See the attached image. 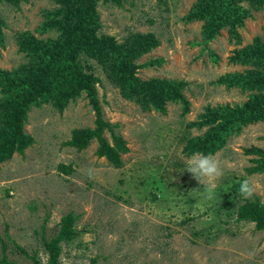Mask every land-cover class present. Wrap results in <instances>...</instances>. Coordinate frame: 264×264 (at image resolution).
<instances>
[{"label": "rangeland", "instance_id": "374dc122", "mask_svg": "<svg viewBox=\"0 0 264 264\" xmlns=\"http://www.w3.org/2000/svg\"><path fill=\"white\" fill-rule=\"evenodd\" d=\"M197 1L127 0L122 8L99 1L100 33L119 44L139 33L160 41L137 60L157 63L140 68L137 76L186 82L190 111L184 116L182 106L172 102L165 115L146 111L123 97L108 76L109 67L107 72L97 60H87L93 67L87 73L101 81L97 89L104 119L117 125L115 133L129 152L116 167L96 156V140L84 150L65 145L74 130L96 128L86 93L70 100L62 113L52 103L33 108L25 129L34 144L24 155L0 163V260L5 256L9 264H34L23 249L46 264L44 241L55 237L62 217L72 213L80 234L62 244L60 264H264V231L237 222L238 206L246 200L233 190L247 178L256 187L247 200L264 205V173L248 174L255 157L245 154L251 147L264 149V122L244 127L212 154L224 169L213 200L205 199L200 194L204 186L184 171L187 142L215 127L191 124H199L208 107L234 108L250 101V92L217 83L251 70L231 58L255 40L264 41V7H253L239 28L240 44L227 30L205 42L204 22L185 21ZM55 8L57 0L0 3V71L12 72L28 61L18 45L19 33L43 40L59 37L56 28L39 33L46 12ZM105 136L112 143L111 134Z\"/></svg>", "mask_w": 264, "mask_h": 264}, {"label": "trees", "instance_id": "16d2710c", "mask_svg": "<svg viewBox=\"0 0 264 264\" xmlns=\"http://www.w3.org/2000/svg\"><path fill=\"white\" fill-rule=\"evenodd\" d=\"M99 1L57 0L59 8L48 10V19L39 28L41 35L54 28L60 30L61 34L57 38L43 40L31 32L18 34L20 51L25 53L28 61L12 72L0 71V163L12 159L15 154L24 155L34 144L33 137L25 129L33 108L52 103L62 113L70 100L86 93L96 113V128L74 130L72 139L65 145L84 150L92 140H96L98 148L95 154L98 158H106L116 167L121 164L122 155L128 153L129 149L125 139L115 133L117 125L104 119L97 89L101 81L93 73H87L93 69L87 61L90 58L97 60L106 71L109 67L108 76L123 97L142 104L146 111H157L165 115L168 102L179 103L184 116L190 111V102L183 93L188 85L186 82L158 78L145 81L137 76L140 68L157 63L141 65L137 60L158 48L160 41L154 34L139 33L131 34L125 43L119 44L115 37L100 33L102 24L98 13ZM102 1L122 8L127 0ZM20 2L0 0V3L16 6ZM242 3H247L251 9L243 7ZM253 7L262 9L264 0H198L185 21L204 22L205 42L216 39L223 30H227L230 38L240 44L238 30L244 26ZM82 58L86 66L82 64ZM231 62L252 68L244 74L225 76L217 84L228 90L250 92V101L241 107H208L200 123L191 125L215 127L204 136L187 142L184 151L188 156L197 151L215 154L231 135L239 134L250 124L264 122V41L257 39L253 45L237 51ZM106 131L111 134L112 143L105 136ZM245 154L255 157V166L247 169L248 174H263L264 149L251 147L245 150ZM238 187L233 186L236 193ZM76 220L77 217L72 213L62 217L57 235L50 241H44L48 254L46 264H60L62 244L73 241L80 234L75 225ZM237 222L253 223L257 231H264V205L261 200H246L240 204ZM21 250L34 264H42L37 253L30 256ZM0 264H9L5 256Z\"/></svg>", "mask_w": 264, "mask_h": 264}, {"label": "clouds", "instance_id": "9594fccd", "mask_svg": "<svg viewBox=\"0 0 264 264\" xmlns=\"http://www.w3.org/2000/svg\"><path fill=\"white\" fill-rule=\"evenodd\" d=\"M184 167V171L190 173L200 185L204 186L202 192L199 190L193 192H200L205 199L209 201L213 200L215 198V190L218 187V181L224 176L221 162L212 154L197 151L185 159ZM255 191L256 187L249 179L245 178L239 181L238 195L241 199L247 200L251 198L255 194ZM196 206L194 204L193 207L195 208Z\"/></svg>", "mask_w": 264, "mask_h": 264}]
</instances>
